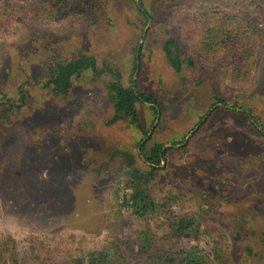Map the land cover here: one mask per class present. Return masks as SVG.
<instances>
[{
  "label": "rangeland",
  "instance_id": "374dc122",
  "mask_svg": "<svg viewBox=\"0 0 264 264\" xmlns=\"http://www.w3.org/2000/svg\"><path fill=\"white\" fill-rule=\"evenodd\" d=\"M223 30L249 43L222 45ZM84 55L91 66L57 93L59 66ZM114 84L158 105L138 102L116 119ZM137 189L199 230L174 234L167 211L136 214L125 203ZM3 238L20 264L104 251L148 264L193 247L209 264H264V0H90L60 14L40 0H0Z\"/></svg>",
  "mask_w": 264,
  "mask_h": 264
},
{
  "label": "trees",
  "instance_id": "16d2710c",
  "mask_svg": "<svg viewBox=\"0 0 264 264\" xmlns=\"http://www.w3.org/2000/svg\"><path fill=\"white\" fill-rule=\"evenodd\" d=\"M42 9L45 13L58 12L59 14L65 8L72 9L75 5H81L83 3H88L90 0H40ZM25 12L34 13L35 9L28 8L24 10ZM213 33V31L211 30ZM220 34H214V39L221 42L222 45L231 46L233 49H240V44H247L248 34L237 33L233 31H221ZM224 42V43H223ZM243 47V46H241ZM165 50L169 54V59L173 68L177 72H181L184 66L179 55V47L174 40H169L165 45ZM236 51V50H233ZM238 57V55H236ZM237 59V58H235ZM91 58L84 55L79 60L67 63L59 66V70L52 78V83L54 85V90L57 93L66 94L71 86L72 79L75 75L80 74L83 70L88 69L91 66ZM94 63V62H93ZM113 88L117 89L116 96V110L118 115L116 119H120L122 114H135V104L141 103H152L158 105V101L145 93L137 92L130 89H120L117 84L113 85ZM154 109L158 111V106H154ZM167 151L164 150V146H160L153 150V153L147 155L148 161L155 165L160 164L161 159L165 156ZM173 203L171 201L163 200L159 203L154 201V199L148 195L145 191L137 189L135 194L132 196L130 201H126L125 206L127 208H132L135 210L136 214L144 217L151 212H168L170 214L169 226L172 232L176 235L181 234H192V230H199V221L191 216H179L174 211H172ZM215 232V231H214ZM209 230L208 234L214 233ZM217 232V231H216ZM148 237L155 239V236L150 233H145ZM150 242L145 244V252L149 253L148 250ZM120 255V252L117 253ZM124 260V259H123ZM0 264H20L18 247L13 239L3 238L0 241ZM70 264H119L116 257L112 255L111 252H96L91 255L88 261L81 259H75L71 261ZM122 264H129L126 260ZM148 264H209V258L205 254L204 250L199 247H193L191 249H184L179 252H167L161 253L159 255H150Z\"/></svg>",
  "mask_w": 264,
  "mask_h": 264
},
{
  "label": "water",
  "instance_id": "95a60500",
  "mask_svg": "<svg viewBox=\"0 0 264 264\" xmlns=\"http://www.w3.org/2000/svg\"><path fill=\"white\" fill-rule=\"evenodd\" d=\"M164 149H165V147H164Z\"/></svg>",
  "mask_w": 264,
  "mask_h": 264
}]
</instances>
